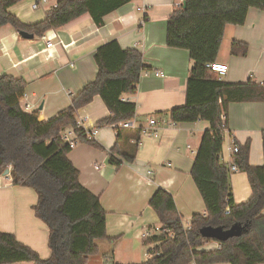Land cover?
I'll use <instances>...</instances> for the list:
<instances>
[{
    "label": "trees",
    "instance_id": "16d2710c",
    "mask_svg": "<svg viewBox=\"0 0 264 264\" xmlns=\"http://www.w3.org/2000/svg\"><path fill=\"white\" fill-rule=\"evenodd\" d=\"M19 0H0V27L10 24L18 31L42 37L51 29H60L72 20L89 14L97 26L104 17L132 0H57L44 20L26 25L10 12ZM167 23L166 43L170 48L184 49L193 61L189 73L186 101L182 106L164 111V116L178 123L203 120L209 123L196 151L191 176L202 195L204 213H194L188 226L178 211L174 196L158 188L149 200L159 217L161 228L144 240L153 244L151 255L142 264H261L264 263V164L250 163L251 143L239 145L232 163L246 172L252 196L236 204L230 167L222 153L227 129L226 117L231 103L264 102V84L252 80L229 82L219 79L208 64L218 61L228 25H244L248 12H264V0H184ZM248 43L233 40L230 51L246 56ZM94 59L98 68L95 80L87 83L72 97L71 105L55 116L40 121L35 112L21 106L27 82L5 74L0 77V174L10 169L12 183L31 188L38 201L33 210L49 230L51 254H41L20 241L13 233L0 231V264H88L100 254L98 241L109 239L106 209L98 195L80 181V170L69 154L72 148L60 136V130L73 128L80 142L100 149L78 127V112L100 96L109 115L99 126H112L116 143L109 151L110 164L120 167L133 162L139 148L141 129L129 132L121 124L134 120L136 102L125 97L137 91L141 77L148 69L143 53L124 48L118 39L98 47ZM263 153H264V131ZM241 222L246 227L241 237L225 242L201 235L205 226L230 228ZM216 242L218 247H208Z\"/></svg>",
    "mask_w": 264,
    "mask_h": 264
},
{
    "label": "crops",
    "instance_id": "0c3cea01",
    "mask_svg": "<svg viewBox=\"0 0 264 264\" xmlns=\"http://www.w3.org/2000/svg\"><path fill=\"white\" fill-rule=\"evenodd\" d=\"M36 1L19 0L10 12L24 24L31 25L44 20L57 0L34 9L32 5ZM183 2L132 0L107 14L101 27L88 13L84 14L60 29L46 32L45 36L53 42L50 48L40 36L34 34L32 39H27L10 24L3 25L0 27V77L8 74L23 78L27 82V94L21 103L29 104L31 108L27 112H35L40 121H45L70 106L72 97L95 80L98 68L94 55L98 47L111 39H118L124 48L139 49L148 66L137 91L125 97L136 102L137 106L136 127L128 128V131L147 126L152 116L170 119L163 113L185 104L193 64L187 50L170 48L166 43L168 19ZM233 40L248 43L246 56L231 53ZM218 62L229 66L224 77L226 81L252 80L264 84L263 11L251 8L244 25L226 27ZM155 71L163 72L165 76H158ZM108 115L109 110L100 96L78 112V118L87 117L82 123L86 129L98 126L99 121ZM208 126L209 123L203 120L181 122L175 127L162 124L160 136L144 137L136 159L123 161L120 167L109 162V151L116 143V131L112 126H99L95 141L100 149L83 142L72 149L69 157L80 170L81 183L100 197L106 209L109 239L100 240L104 243L98 244L100 253L106 250L104 262L112 259L110 251L115 258L127 242L145 240L142 237L144 232L152 235L160 230L161 227L150 224L159 217L149 205L158 188H164L174 196L178 211L187 223L194 213L205 214V204L191 170ZM227 128L223 162L228 166L233 162L234 143L244 145L250 141V163L263 165L264 102L229 104ZM7 177H10V183L0 186V231L13 233L42 257H49L48 227L33 210L38 201L36 193L31 188L14 185L10 173ZM231 182L236 204L252 196L246 172L232 173ZM207 245L217 247L216 242ZM88 264L103 263L94 256Z\"/></svg>",
    "mask_w": 264,
    "mask_h": 264
},
{
    "label": "built area",
    "instance_id": "2783aa9c",
    "mask_svg": "<svg viewBox=\"0 0 264 264\" xmlns=\"http://www.w3.org/2000/svg\"><path fill=\"white\" fill-rule=\"evenodd\" d=\"M50 1L51 0H37L36 2L33 3L32 7L34 9H38V8L42 7L43 5L47 4ZM57 4H58V2L55 1L53 6L51 7V9L56 7ZM41 38H42L43 41H46L47 48H50V47L53 46L52 40L48 39L47 36L43 35ZM208 66L215 73H217L219 79H224V77L229 72V66L227 64H225V63H221V62L216 61V62H213L211 64H208ZM154 74H156L158 76H161V77L165 76V74L163 72H159V71H155ZM26 94H27L26 92L23 94L21 100L26 97ZM21 106H22V108L25 111H28L31 108L29 104H25V103H23V104L21 103ZM86 118L87 117H83V118H81V121L78 120V127L84 128L82 123L86 120ZM222 120L223 121H222L221 127L226 130L227 129L226 117L224 115H223ZM162 124L170 125V126L175 127L178 124V122L173 121L171 119H168L166 117H163L162 119H158V118L152 116L149 119L148 125L141 129L142 132H141V136H140V139H139V142H138L139 143L138 144L139 147L143 144L144 137H155V138H158L160 136V125H162ZM121 125L123 127H125V128H135L136 127L134 120L125 121ZM84 129H85V136H87V138L90 139V140H95L96 134L98 133V128L97 127H92L91 129H86V128H84ZM59 136L66 143H68L69 146L72 149L75 148L80 143L78 135L76 134V132H75V130L73 128H64V129L60 130ZM238 151H239V146L237 144H234L233 152L236 153ZM229 167H230L231 173H234V172L238 171V168H237L236 164H234V163H231V165ZM5 178H7L6 174H0V186L6 184V182L4 180ZM142 237L147 239L148 237H150V234L148 232H144L142 234ZM217 247L220 248V244L217 243ZM150 257H151V255L149 253H147V258H150Z\"/></svg>",
    "mask_w": 264,
    "mask_h": 264
},
{
    "label": "rangeland",
    "instance_id": "374dc122",
    "mask_svg": "<svg viewBox=\"0 0 264 264\" xmlns=\"http://www.w3.org/2000/svg\"><path fill=\"white\" fill-rule=\"evenodd\" d=\"M81 118H78V120L81 121ZM96 127L98 128V131L100 132V128L98 126H96ZM97 138H98V136H97ZM4 180H5V182L10 183V177L5 178ZM187 222H188L187 219L183 216V223L185 225H188L189 223H187ZM153 223L156 227H158V228L161 227L159 220L151 222L150 224H153ZM99 243H104V242L99 241L98 244ZM150 247H153V244H148V245L144 244V239H141V240L140 239H134L133 241L131 240V241L127 242L126 244H124L122 246L121 250L119 252H117L115 258H114L113 252L110 251L109 254L113 255V257L110 261H108V263L104 262V260H103V259H105V256H106V254H104L106 252V250H104V251L102 250L101 253L99 255H97L96 257L98 259H100L103 264H142L147 259V253H148V249ZM102 249H104V248L102 247ZM118 262H120V263H118Z\"/></svg>",
    "mask_w": 264,
    "mask_h": 264
},
{
    "label": "water",
    "instance_id": "95a60500",
    "mask_svg": "<svg viewBox=\"0 0 264 264\" xmlns=\"http://www.w3.org/2000/svg\"><path fill=\"white\" fill-rule=\"evenodd\" d=\"M184 6L185 1L183 2ZM20 35L27 39H32L34 37V33H30L28 31L22 30L19 31ZM10 173V169H7L4 174L8 175ZM246 231L245 225L241 222L234 223L230 228H224L222 226L214 227V226H205L201 228L200 233L203 237L208 239H214L219 242L228 241L231 238L241 237Z\"/></svg>",
    "mask_w": 264,
    "mask_h": 264
}]
</instances>
